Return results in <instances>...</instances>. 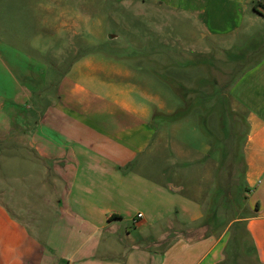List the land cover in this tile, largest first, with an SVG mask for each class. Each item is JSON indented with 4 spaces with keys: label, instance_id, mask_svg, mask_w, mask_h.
Listing matches in <instances>:
<instances>
[{
    "label": "crops",
    "instance_id": "1",
    "mask_svg": "<svg viewBox=\"0 0 264 264\" xmlns=\"http://www.w3.org/2000/svg\"><path fill=\"white\" fill-rule=\"evenodd\" d=\"M35 1L41 28L24 41L27 50L0 35L2 71L13 75L19 67L23 73L15 79L14 97L0 82V165L24 170L13 179L0 176V182L29 187L31 165H42L51 192L0 189V264H223L230 227L207 221L210 143L192 148L152 128L151 114L128 96L132 84L117 79L123 72L110 53L83 52L79 6L85 0ZM122 1L191 19L203 33L197 42L203 54L210 53L205 38L227 43L264 20V4L257 0ZM90 20L88 15L85 22ZM229 94L246 127L245 211L232 222H244L256 264H264V57ZM170 146L183 160L178 166L201 162L198 178H163L176 165L163 166ZM137 165L140 175L133 172Z\"/></svg>",
    "mask_w": 264,
    "mask_h": 264
},
{
    "label": "rangeland",
    "instance_id": "2",
    "mask_svg": "<svg viewBox=\"0 0 264 264\" xmlns=\"http://www.w3.org/2000/svg\"><path fill=\"white\" fill-rule=\"evenodd\" d=\"M35 4V0H0V35L12 39L25 50L24 41L33 38L41 28L39 18L34 17L37 11ZM82 6L84 9L79 6V12L84 17L81 27L83 52L110 53L114 66L123 72L117 79L132 84L128 96L151 114L150 126L158 132L173 137L177 135L181 144L192 148L210 143L212 149L206 153V158L213 165L211 199L220 183L226 187L221 188L217 198L219 205L215 222L222 226L229 225V241L236 237L241 244L238 263L256 264L255 251L244 222L232 225V220L245 211L243 145L246 127L241 115L230 114L232 103L229 93L238 77L264 57V20L256 21V31L250 29L243 33L241 29L227 43L205 38L210 53L203 54L198 53L197 43L203 33H198L191 19L171 13L164 7L131 6L122 0H85ZM259 8L264 13V8ZM88 15L91 16L90 23L85 22ZM17 59L25 63L22 57ZM9 63L15 68L21 65L14 61ZM16 69L20 74L16 71L13 75L6 74L0 63V82L12 90V97L16 92L15 79L23 75L19 67ZM32 74L29 76L37 81L43 80L42 74ZM183 97L190 104L187 113L175 121L166 119L163 114L186 107ZM172 150L171 146L165 149L164 163L168 165L163 166L176 165L164 170L162 177L166 180L167 173H171L173 179L178 174V180L198 178L196 174L201 162L181 163L188 168L180 167L177 162L183 160ZM214 165L218 167L214 168ZM31 166L34 170L29 187L23 183L14 185L13 182H0V189L20 195L50 193L51 188H47L46 183L51 180L48 181L50 177L44 167ZM23 171V168L13 170L8 165H0L2 177L13 179L17 172L22 175ZM133 172L140 175L144 171L137 169ZM134 173L133 177H138Z\"/></svg>",
    "mask_w": 264,
    "mask_h": 264
},
{
    "label": "trees",
    "instance_id": "3",
    "mask_svg": "<svg viewBox=\"0 0 264 264\" xmlns=\"http://www.w3.org/2000/svg\"><path fill=\"white\" fill-rule=\"evenodd\" d=\"M181 90L182 89H179V91H181ZM182 95H183V92H182ZM184 100H185V103H186V107H183V108H181V109H179V110H177V111H175L173 113H170V114H163V113H160V112H157V114H163L164 117L166 119H168L169 121H175L176 119H178V118L182 117L183 115H185L187 113V111H188V107L190 106V104L187 102L186 98H184ZM230 114L237 115V113L234 112L232 109H231ZM221 188L225 189L226 187H223L222 183L219 184V188H218L217 192L213 195L212 205H211L212 207H211V210L209 211V214L207 216V221L209 220V221H211L213 223L215 222V220L217 218V206L219 205V203H217V198H218V195L220 193ZM240 222H242V221L241 220L234 221L232 223V225H236L237 223H240ZM245 231H246L247 235L250 237L249 232L246 229V226H245ZM250 239H251L252 246H253V240H252L251 237H250ZM240 245L241 244L239 243V241H238V239L236 237H235V239L233 237L229 241L227 249H226V258H225L223 264H229L232 261H233L234 264H239L237 259H238V257L240 256V253H241V246Z\"/></svg>",
    "mask_w": 264,
    "mask_h": 264
},
{
    "label": "built area",
    "instance_id": "4",
    "mask_svg": "<svg viewBox=\"0 0 264 264\" xmlns=\"http://www.w3.org/2000/svg\"><path fill=\"white\" fill-rule=\"evenodd\" d=\"M261 2H263V0H257L258 4L261 3ZM263 4H264V2H263ZM139 216H142V214H139Z\"/></svg>",
    "mask_w": 264,
    "mask_h": 264
}]
</instances>
